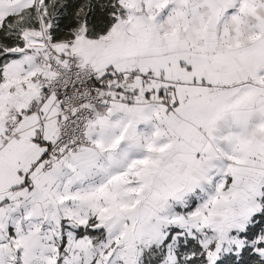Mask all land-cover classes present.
Here are the masks:
<instances>
[{
    "label": "snow or ice",
    "instance_id": "snow-or-ice-1",
    "mask_svg": "<svg viewBox=\"0 0 264 264\" xmlns=\"http://www.w3.org/2000/svg\"><path fill=\"white\" fill-rule=\"evenodd\" d=\"M0 264H264V0H0Z\"/></svg>",
    "mask_w": 264,
    "mask_h": 264
}]
</instances>
